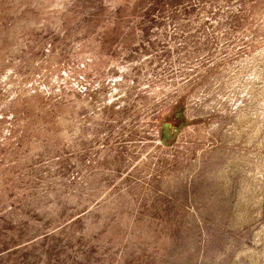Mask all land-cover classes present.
Wrapping results in <instances>:
<instances>
[{
    "label": "rangeland",
    "instance_id": "obj_1",
    "mask_svg": "<svg viewBox=\"0 0 264 264\" xmlns=\"http://www.w3.org/2000/svg\"><path fill=\"white\" fill-rule=\"evenodd\" d=\"M0 264H264V0H0Z\"/></svg>",
    "mask_w": 264,
    "mask_h": 264
},
{
    "label": "water",
    "instance_id": "obj_2",
    "mask_svg": "<svg viewBox=\"0 0 264 264\" xmlns=\"http://www.w3.org/2000/svg\"><path fill=\"white\" fill-rule=\"evenodd\" d=\"M168 127H170L171 129H173L174 127H172L171 125H167Z\"/></svg>",
    "mask_w": 264,
    "mask_h": 264
}]
</instances>
